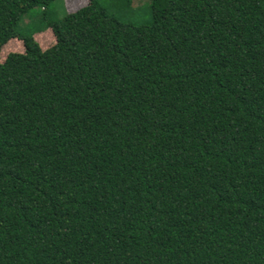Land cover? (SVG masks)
<instances>
[{"label":"trees","instance_id":"16d2710c","mask_svg":"<svg viewBox=\"0 0 264 264\" xmlns=\"http://www.w3.org/2000/svg\"><path fill=\"white\" fill-rule=\"evenodd\" d=\"M53 1L0 0V264H264V0Z\"/></svg>","mask_w":264,"mask_h":264},{"label":"rangeland","instance_id":"374dc122","mask_svg":"<svg viewBox=\"0 0 264 264\" xmlns=\"http://www.w3.org/2000/svg\"><path fill=\"white\" fill-rule=\"evenodd\" d=\"M101 4L107 7V10L113 13L120 21L124 23H131L134 25H144L151 21V15L149 10V2L150 0H129L128 7H124L122 9L109 8L108 4L112 0H99ZM86 3V0H54L50 5L46 7V12L50 16L56 18L62 16L65 11L71 12L76 10L77 8L83 6ZM114 11V12H113ZM42 13V9L37 6L29 9L26 14L23 16H27L29 18H25L19 23L20 30L22 29L21 22L25 23L30 18L31 21L37 20L36 18ZM44 13V12H43ZM22 16V18H23ZM22 31V30H21ZM26 31V30H25ZM24 31V32H25ZM33 31V39L37 43L40 49H45L53 44L54 38L49 29H45L40 32ZM23 47L20 40L16 38H11L6 41L0 49V61L6 56V54L10 52H22Z\"/></svg>","mask_w":264,"mask_h":264}]
</instances>
